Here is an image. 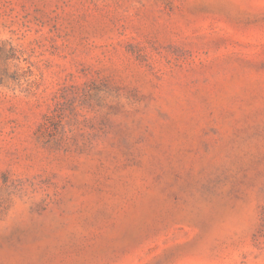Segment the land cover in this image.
Here are the masks:
<instances>
[{"label":"rangeland","instance_id":"1","mask_svg":"<svg viewBox=\"0 0 264 264\" xmlns=\"http://www.w3.org/2000/svg\"><path fill=\"white\" fill-rule=\"evenodd\" d=\"M0 264H264V0H0Z\"/></svg>","mask_w":264,"mask_h":264}]
</instances>
